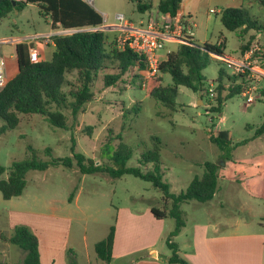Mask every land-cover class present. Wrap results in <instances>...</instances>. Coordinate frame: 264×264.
Segmentation results:
<instances>
[{
  "label": "rangeland",
  "instance_id": "obj_1",
  "mask_svg": "<svg viewBox=\"0 0 264 264\" xmlns=\"http://www.w3.org/2000/svg\"><path fill=\"white\" fill-rule=\"evenodd\" d=\"M90 1L85 2L100 14L102 10L107 13L106 16L101 14L107 22L100 28L113 41L121 34L112 28L119 23L118 14L137 27H145L148 21L161 19L155 8L148 14L138 12L133 0ZM215 1L186 0V3L196 5L201 30L206 28L211 32V43L224 42L227 63L242 60L249 45L257 44L264 50V31L259 32L260 37H256L258 33L255 31H250L243 40L239 39L236 33L223 27L219 14L210 13L211 8L219 9L215 7ZM249 1L251 15L264 24V5L260 0ZM140 19L145 22L141 24ZM50 31L62 33L64 30L52 26L49 18H43L36 5L13 11L0 23V38L16 37L14 40L17 42H24L27 35ZM51 42L50 39L48 44L34 43L38 60V47ZM178 44L166 42L161 55L166 57ZM220 70L232 74L228 64L212 58L203 71L207 84L205 89H209L211 84L217 87ZM68 78L72 80L71 76ZM171 83V77L166 75L164 84ZM259 87L264 90V80L259 82ZM92 90L94 100L85 104L76 119L69 110L64 112L69 129L53 127L44 117L33 115L24 117L17 128L0 131V165L6 168L0 179L8 177L13 162L30 158L28 145L43 161L72 157L73 147L76 153L100 163L107 161L102 159V149L107 141H111L114 148L124 143L134 148L127 167H141L143 172H148L152 170V164L143 167L139 159L142 152L153 149L157 144L161 149L163 180L170 185V192L176 195L186 191L194 176L202 175L206 161L219 167L228 162L226 168L219 170L217 195L211 202L191 201L181 206L186 229L179 237H172L173 242L189 239L194 223L221 222L224 214L232 217L225 222L245 223L243 233L260 231V225L264 224V133L256 135V132L264 127V101L247 104L245 97L235 95L226 102L222 113L217 114L210 112L216 106V96L207 92L195 93L183 86L179 88L175 111L147 98L138 83L126 79L106 88L101 77L94 81ZM212 124L217 131L231 132V145L219 148L209 141L207 131ZM155 138L161 143L158 144ZM47 148L51 149L50 156L45 153ZM26 180V188L20 197L4 200L0 192V262L22 264L25 256L18 247L1 239V236L6 239L13 233L7 228L6 214L9 212L13 213L17 224L33 222L34 227L41 228L49 225L41 215L70 218L69 248L74 251L78 264H88V256L95 264V244L108 236L111 226H116L121 242L130 240L139 249L135 257H146L152 253H158L160 257L172 255L166 243L175 228V220L167 217L160 221L150 212L152 207L168 211L171 201H164L163 193L150 182L132 175L115 180L104 174L83 175L75 161L72 168L58 166L45 171H29ZM73 191L74 198L69 202ZM65 229L54 226L48 236L57 238L61 244L66 239ZM149 245L153 247L151 253ZM97 260L98 264H106ZM129 261V258L120 259L118 254L110 264H128Z\"/></svg>",
  "mask_w": 264,
  "mask_h": 264
},
{
  "label": "trees",
  "instance_id": "obj_2",
  "mask_svg": "<svg viewBox=\"0 0 264 264\" xmlns=\"http://www.w3.org/2000/svg\"><path fill=\"white\" fill-rule=\"evenodd\" d=\"M12 1H15L13 5ZM137 11L145 14L154 8L161 15L175 16L180 10L182 0H133ZM264 5V0H260ZM28 5H36L43 18H49L51 25L63 30H79L72 34H60L52 37L54 49L50 60L31 62L29 57L30 45L26 42L16 44L17 74L8 80L5 88L0 90V131L17 128L24 117L40 115L50 125L56 128H67L64 112L69 110L74 119L77 118L85 104L92 102L95 94L92 90L96 79L102 77L106 88L115 86L126 79L137 83L140 75L134 74L135 67H144V62L130 49L120 51L117 42L110 40L109 34L98 28L103 25L104 18L83 0H0V23L3 18L16 10H23ZM251 8L229 7L220 14L223 27L237 34L243 40L250 31L256 33L264 31V24L251 15ZM225 41V40H224ZM224 42L198 44L194 40L180 42L178 47L167 54L159 66V75L150 77L144 88L147 98H152L165 107L175 111L179 95V88L186 87L195 93L207 92L206 78L203 71L212 58L226 63L224 57ZM252 45H249V49ZM246 49V50H247ZM166 75L171 77V84L165 85ZM72 77V80L68 78ZM131 78V79H130ZM246 87L244 77L219 71L216 87V106L210 110L221 114L224 105L235 95H242ZM264 101V90H261ZM202 99V97H200ZM137 108L135 107L134 110ZM209 110H207L208 112ZM264 133V127L256 135ZM209 141L219 148L229 146L233 137L229 131L215 130L212 124L207 131ZM120 139V138H118ZM160 144L161 142L155 138ZM111 141H107L102 149V161L95 162L87 159L83 154L76 153L71 148L72 157L53 158L43 161L36 155V150L28 145L30 158L13 162L9 167L8 177L0 179V192L4 200L20 197L27 185L26 175L29 171H45L50 167L64 166L72 168L74 161L83 175L104 174L112 179H119L124 175L148 181L163 193L164 201H171L168 211L152 207L150 212L157 220L171 217L175 220V228L170 233L167 246L172 251L168 258L169 264H190L178 254V245L172 237L180 234L185 226L181 206L191 201L207 203L216 193L220 169L219 165L206 161L201 176L196 175L189 183L186 191L179 194L170 192V185L163 180L161 149L158 145L142 152L139 164L143 167L152 164V170L143 172L141 167H127V162L134 155L131 145L121 143L114 148ZM50 156L51 149L45 151ZM6 168L0 165V176ZM75 191L70 194L69 202L74 198ZM116 226H111L108 236L95 244L96 256L99 260L110 264L113 259V245ZM1 239L18 247L25 253L22 264H41L39 239L26 225L14 228L9 238ZM68 264H78L72 249L67 251ZM0 264H7L0 262Z\"/></svg>",
  "mask_w": 264,
  "mask_h": 264
},
{
  "label": "crops",
  "instance_id": "obj_3",
  "mask_svg": "<svg viewBox=\"0 0 264 264\" xmlns=\"http://www.w3.org/2000/svg\"><path fill=\"white\" fill-rule=\"evenodd\" d=\"M18 1H22V0H18ZM241 6L248 8L252 7L249 0H216L215 7L216 8L219 7V9L215 10L211 8L210 13L219 14L220 16L221 12L226 8L229 7L235 8ZM195 8L196 5L193 4L188 5L186 3V0H182L181 7L178 13L182 15H190L193 17L196 23V27L194 28L193 40L196 43L202 45L211 42V39L209 37L211 32H209L208 29L206 28L204 31L201 30V23L198 20V13L196 12ZM101 14L107 15V13L103 10ZM145 14H148V12H146ZM104 20H106V17L104 18ZM139 22L144 23L145 20L140 19ZM50 33H52V31L27 35V37L24 38H28L30 36H35V35L50 34ZM260 36H261L260 33L256 35V37H260ZM14 38L16 37L4 36L0 38V58L4 59L5 62V74L7 80L13 78L18 72V65L16 60V44L20 42L15 41ZM168 43H172V42H168ZM33 47L36 49L35 44L33 45ZM53 49H54L53 41L47 46L44 45L38 47L40 59L50 60ZM164 60H166V58H164ZM258 164H259L258 162H255L256 167L260 168V165ZM227 165L228 162H226V165L221 166L220 169L224 167L226 168ZM218 175H219V171H218ZM243 187L246 186L243 185ZM216 195L217 192L215 193L214 198L216 197ZM221 206L223 207V205ZM226 215L227 214L223 215L224 219L221 222L214 221L213 224L194 223L191 237L187 240H182L180 243H177L179 256L185 259L190 264H264V224L260 225L261 226L260 231H257L255 233H248V232L243 233L242 230L245 229L246 224L245 223L243 224L242 222L239 221L225 222L232 218ZM41 217L46 218V220L49 221V225L46 228H41L40 226L34 227L33 222L28 224H17V222L15 221V216L13 215L12 212H9L6 214L7 228L11 232H13L14 228L18 225H26L28 227L29 226L31 227L29 228L37 235L39 239L41 264H68L67 251L68 249H70L69 237H70L71 219L58 218L54 215H41ZM54 221L56 222L60 221V222L59 223L57 222V224H55ZM54 226L66 228L65 229L66 239L63 243L61 242L62 245L60 244V240H58L57 238L55 237L49 238L48 236V233L52 232ZM184 229H186V223L180 234L177 235L176 237L182 235ZM138 250L139 249H137V247H135L130 242V240H125L121 242V239L119 238V232L118 230H116L115 240L113 245L112 262L119 254L120 259L129 258L130 261L128 264H169L168 258L170 256L160 257L159 254L156 253L155 257L153 256L135 257V254L138 252ZM148 251L149 253L153 252V247L151 245L148 246ZM87 259H88L87 261L88 264H92L90 260V256H88ZM94 263L98 264L97 258H95Z\"/></svg>",
  "mask_w": 264,
  "mask_h": 264
},
{
  "label": "built area",
  "instance_id": "obj_4",
  "mask_svg": "<svg viewBox=\"0 0 264 264\" xmlns=\"http://www.w3.org/2000/svg\"><path fill=\"white\" fill-rule=\"evenodd\" d=\"M90 3V0H83ZM113 29L121 33L116 42L120 51L130 49L134 54L141 58L144 67L138 65L134 68L133 73L138 74L141 78L137 83L144 89L146 82L150 77L159 75V66L164 60L161 55L165 48L166 42H185L193 40L194 28L196 23L192 16L177 13L175 16L161 15V19L148 21L145 27H137L132 22L125 20L123 15H118ZM106 20H104L105 22ZM107 22V21H106ZM142 24V23H141ZM98 28H85L83 30H94ZM79 30H64L62 33H50L44 35H35L25 38L24 42L30 45L29 57L31 62L38 61V54L33 47L35 42H44L48 44L52 37L60 34H72ZM8 41V40H7ZM228 67L233 74L244 77L246 87L242 96L246 98L247 104H254L260 98L262 93L259 82L264 80V50L257 44L252 45L239 61H228ZM131 79V78H130ZM7 77L5 74V62L0 58V90L7 85ZM209 95L216 96V87L211 84L209 87Z\"/></svg>",
  "mask_w": 264,
  "mask_h": 264
},
{
  "label": "water",
  "instance_id": "obj_5",
  "mask_svg": "<svg viewBox=\"0 0 264 264\" xmlns=\"http://www.w3.org/2000/svg\"><path fill=\"white\" fill-rule=\"evenodd\" d=\"M13 5H15V1H12ZM201 102V101H200ZM150 256H153L155 257L156 256V253H152Z\"/></svg>",
  "mask_w": 264,
  "mask_h": 264
}]
</instances>
